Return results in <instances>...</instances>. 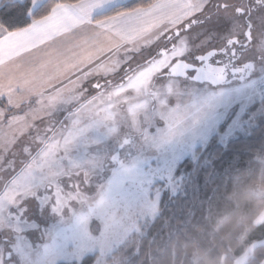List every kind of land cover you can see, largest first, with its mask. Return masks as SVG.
I'll return each mask as SVG.
<instances>
[{"label": "rangeland", "instance_id": "1", "mask_svg": "<svg viewBox=\"0 0 264 264\" xmlns=\"http://www.w3.org/2000/svg\"><path fill=\"white\" fill-rule=\"evenodd\" d=\"M189 1L185 22L152 31L64 81L55 74L18 107L0 105V264H80L94 253V264H110V257L120 264L113 253L155 219L164 190H182L177 166L196 160L212 137L225 145L255 125L264 112L250 111L263 100L256 84L264 72V8L248 18L244 0ZM246 17V78L213 84L191 72L167 73L176 61L196 64L225 41L245 38ZM173 33L175 48L158 56ZM251 190L264 194L261 186ZM262 222L264 211L255 221ZM263 244L253 243L234 264Z\"/></svg>", "mask_w": 264, "mask_h": 264}, {"label": "trees", "instance_id": "2", "mask_svg": "<svg viewBox=\"0 0 264 264\" xmlns=\"http://www.w3.org/2000/svg\"><path fill=\"white\" fill-rule=\"evenodd\" d=\"M79 1L41 0L34 7L32 0H1L0 37L27 28L58 4ZM155 1L130 0L96 15L93 21L145 8ZM263 108L264 98L250 111ZM231 118L219 126L220 133ZM196 152V160L186 158L175 170V177H184L182 190L175 195L164 190L155 219L142 226L138 238L113 253L120 257V264H234L235 257L264 240V222L255 223L264 211V194L258 196L251 190L264 187V112L247 133L236 134L225 145L214 136L204 150ZM98 256L87 255L80 264H94ZM111 258L107 259L110 264ZM263 260L264 244L255 247L245 264Z\"/></svg>", "mask_w": 264, "mask_h": 264}, {"label": "crops", "instance_id": "3", "mask_svg": "<svg viewBox=\"0 0 264 264\" xmlns=\"http://www.w3.org/2000/svg\"><path fill=\"white\" fill-rule=\"evenodd\" d=\"M128 1L58 4L27 28L4 33L0 37V105L18 107L39 86H49L48 80L55 74L64 81L152 31L175 27L192 15L189 0H157L145 8L93 21L96 15Z\"/></svg>", "mask_w": 264, "mask_h": 264}, {"label": "flooded vegetation", "instance_id": "4", "mask_svg": "<svg viewBox=\"0 0 264 264\" xmlns=\"http://www.w3.org/2000/svg\"><path fill=\"white\" fill-rule=\"evenodd\" d=\"M244 2L248 7V18L253 10L264 7V0H244ZM247 17L245 21L248 24ZM246 31L247 28L245 30L244 36L246 34ZM176 35H178V32L176 33ZM174 36L175 34L173 33L170 36L168 35L164 39V45L166 47L158 51V56L166 55L175 48ZM237 40L234 39V41H225V44L221 48L209 50L204 55H202L203 57H201L200 59L199 56H197L196 64H188L186 62H182L181 60L176 61L168 66L167 73L169 75H172L173 73L182 71L179 75L181 76L186 72H191L193 73V75L196 74V76L201 78V80H207L204 82H212L213 84H226L230 81L242 80L250 75L249 72L251 71V63L249 61L240 62V57L241 53L244 52V50L249 46H251L252 40L248 45L245 44L247 41L246 36L243 39ZM150 61L151 60L147 61L146 63H149ZM174 75L176 74H173V76ZM126 77L127 76H125L124 78ZM107 86L113 87L115 86V84L109 83L107 84Z\"/></svg>", "mask_w": 264, "mask_h": 264}, {"label": "water", "instance_id": "5", "mask_svg": "<svg viewBox=\"0 0 264 264\" xmlns=\"http://www.w3.org/2000/svg\"><path fill=\"white\" fill-rule=\"evenodd\" d=\"M248 29L246 31V45L249 44V42H251L252 40V37H251V23L248 21V25H247ZM185 29H187V26L185 27ZM182 71H179L178 73H173V74H176V75H180ZM194 80H201V78L197 77L196 74L194 75ZM217 84V83H216Z\"/></svg>", "mask_w": 264, "mask_h": 264}, {"label": "built area", "instance_id": "6", "mask_svg": "<svg viewBox=\"0 0 264 264\" xmlns=\"http://www.w3.org/2000/svg\"><path fill=\"white\" fill-rule=\"evenodd\" d=\"M256 91L260 98H264V72L256 84Z\"/></svg>", "mask_w": 264, "mask_h": 264}]
</instances>
